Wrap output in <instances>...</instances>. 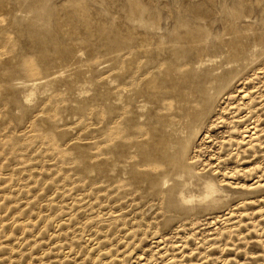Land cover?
I'll use <instances>...</instances> for the list:
<instances>
[{"label": "rangeland", "instance_id": "1", "mask_svg": "<svg viewBox=\"0 0 264 264\" xmlns=\"http://www.w3.org/2000/svg\"><path fill=\"white\" fill-rule=\"evenodd\" d=\"M261 41L264 0H0V264H264Z\"/></svg>", "mask_w": 264, "mask_h": 264}, {"label": "bare ground", "instance_id": "2", "mask_svg": "<svg viewBox=\"0 0 264 264\" xmlns=\"http://www.w3.org/2000/svg\"><path fill=\"white\" fill-rule=\"evenodd\" d=\"M258 43V45L260 46H264V41H261V42H256ZM248 51L245 53L247 54ZM246 56V55H244ZM37 82V81H36ZM245 95V94H244ZM247 96V95H246ZM253 120V118H250L249 120ZM252 124H253V129L256 128L254 126L255 124V119L252 121ZM249 126V125H247ZM252 128V126H251ZM256 131V130H255ZM253 131L252 134L255 132ZM257 174L259 173V171H255ZM250 186V185H249ZM195 193L196 192H193L191 195L189 196H186L184 195L183 193H181V197H179L181 200L185 201V202H209L211 200L214 199V195L215 194V184L213 183V181L211 179H208L205 183H204V186H203V189L199 191V195L198 197L195 196Z\"/></svg>", "mask_w": 264, "mask_h": 264}]
</instances>
